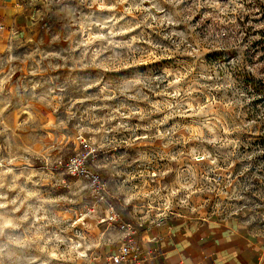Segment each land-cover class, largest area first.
I'll list each match as a JSON object with an SVG mask.
<instances>
[{
    "label": "rangeland",
    "instance_id": "obj_1",
    "mask_svg": "<svg viewBox=\"0 0 264 264\" xmlns=\"http://www.w3.org/2000/svg\"><path fill=\"white\" fill-rule=\"evenodd\" d=\"M109 207L264 241V0H0V264L100 262Z\"/></svg>",
    "mask_w": 264,
    "mask_h": 264
},
{
    "label": "crops",
    "instance_id": "obj_2",
    "mask_svg": "<svg viewBox=\"0 0 264 264\" xmlns=\"http://www.w3.org/2000/svg\"><path fill=\"white\" fill-rule=\"evenodd\" d=\"M144 229L133 240L154 256L142 264H264V241L236 221L198 214L174 221L159 218Z\"/></svg>",
    "mask_w": 264,
    "mask_h": 264
},
{
    "label": "built area",
    "instance_id": "obj_3",
    "mask_svg": "<svg viewBox=\"0 0 264 264\" xmlns=\"http://www.w3.org/2000/svg\"><path fill=\"white\" fill-rule=\"evenodd\" d=\"M86 160L87 158L85 155L73 157L69 160L66 167L72 176L86 179L89 182L92 192L95 194V199L100 202V204H104V186L100 184L99 176L89 169ZM106 219V221L114 223L119 228L122 233V238L117 250L114 253L108 254L103 259V264H142L153 258L154 255L152 252L145 251L138 241L133 240L137 233H139V229L143 228L142 225H139V229H137L131 224L123 223L120 218L114 214L111 207L108 208Z\"/></svg>",
    "mask_w": 264,
    "mask_h": 264
},
{
    "label": "trees",
    "instance_id": "obj_4",
    "mask_svg": "<svg viewBox=\"0 0 264 264\" xmlns=\"http://www.w3.org/2000/svg\"><path fill=\"white\" fill-rule=\"evenodd\" d=\"M258 101L260 102V100L258 99Z\"/></svg>",
    "mask_w": 264,
    "mask_h": 264
},
{
    "label": "bare ground",
    "instance_id": "obj_5",
    "mask_svg": "<svg viewBox=\"0 0 264 264\" xmlns=\"http://www.w3.org/2000/svg\"><path fill=\"white\" fill-rule=\"evenodd\" d=\"M84 257V256H83Z\"/></svg>",
    "mask_w": 264,
    "mask_h": 264
}]
</instances>
